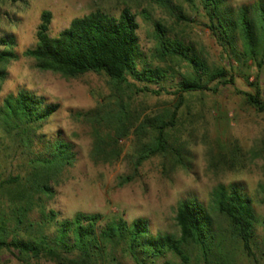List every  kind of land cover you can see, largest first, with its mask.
Masks as SVG:
<instances>
[{
	"label": "trees",
	"instance_id": "obj_1",
	"mask_svg": "<svg viewBox=\"0 0 264 264\" xmlns=\"http://www.w3.org/2000/svg\"><path fill=\"white\" fill-rule=\"evenodd\" d=\"M179 1L191 6L201 4L210 20L208 28L230 58L234 57L243 66L250 67L254 63L258 69L264 68V0L238 8L231 6L228 0ZM122 2L124 7L118 16L100 10L92 12L74 19L58 37L50 35L53 14L44 11L36 34L37 45L26 50L24 56L33 59L39 71L65 79L88 74L108 79L114 103L79 114L92 127L91 159L95 164L112 163L121 156V140L132 134L138 139L152 134L153 141L139 150L134 163V170L138 172L149 159L167 155V130L176 126L177 111L185 104L186 93H216L219 86L234 84L235 77L224 69L210 71L190 47L172 39L166 27L154 21L157 56L184 62L191 72L173 92L177 106L170 120L167 115L145 118L136 115L130 110L134 93H172L163 85L168 71L147 65L139 69L142 62L140 24L131 7L136 0ZM153 2L175 15L180 12L174 0ZM144 15L146 20L152 21L147 10ZM15 45L13 36H0V90L7 77L8 64L17 59ZM213 81L218 83L214 88L209 86ZM254 86L255 93H245V96L249 104L264 112L261 89L257 83ZM59 109V104L47 103L27 89L0 100V146L10 142L11 149L23 156L27 164L25 176L0 180V201L9 202L17 222V231L12 234L7 227L4 207L0 205L1 251L15 254L26 264L43 259L56 264H120L117 256L120 249L136 264H159L160 260H164L161 264H193V251L198 250L203 264H216V257L224 259L221 251L226 241L219 233L214 217L217 215L228 223L231 237L242 244L247 256L254 258L258 215L253 199L238 184L218 185L212 192L210 210L196 198L182 200L175 217L179 235L153 234L149 221L142 218L131 223L119 218L102 226L105 216L101 213L78 212L71 219L60 220L59 215L51 211L44 221L28 220L25 225L34 196L52 197L53 184L77 160L73 143L60 138L47 139L41 132ZM177 162L187 168L182 158H177ZM132 180L123 177L120 185ZM261 189L264 192V185ZM51 226L54 234H48ZM169 255L178 261L167 259Z\"/></svg>",
	"mask_w": 264,
	"mask_h": 264
},
{
	"label": "rangeland",
	"instance_id": "obj_2",
	"mask_svg": "<svg viewBox=\"0 0 264 264\" xmlns=\"http://www.w3.org/2000/svg\"><path fill=\"white\" fill-rule=\"evenodd\" d=\"M258 1L228 0L235 8ZM174 4L180 9L176 15L153 0H136L131 5L140 24L142 62L139 69L147 65L168 71L163 85L172 94L134 93L130 110L142 118L167 115L170 120L177 106L173 92L191 72L184 62L167 61L157 56L154 21L164 25L172 39L190 47L210 71L224 69L235 80L234 84L219 86L216 93H186L185 104L177 111L176 126L167 130V155L149 159L136 172L134 163L139 150L153 141L152 134L140 139L132 134L121 140V156L112 163L95 164L91 159L92 127L79 114L114 103L108 79L96 74L65 79L39 71L34 60L24 56L26 50L37 45L36 34L44 11L53 14L50 35L58 37L74 19L92 12L100 10L118 16L124 7L122 0H0V36H13L16 42L13 50L17 55L7 66L0 100L27 89L47 103L59 104V111L41 132L47 139L60 138L73 143L77 153L75 164L53 184L54 195L34 196L25 225L28 220L44 221L51 211L56 212L60 220L71 219L78 212L101 213L105 216L102 226L114 219L123 218L131 223L142 218L149 221L153 234L179 235L175 217L182 200L196 198L210 210L212 192L218 185L238 184L253 199L258 215L253 241L255 256H247L242 244L231 237L228 223L216 215L219 233L226 241L221 251L224 259L216 257L214 262L264 264V192L261 189L264 185V112L249 104L245 96V93H255L254 84L257 83L264 101V68L258 69L254 63L250 67L243 66L228 56L208 28L210 20L200 3L191 6L174 0ZM144 10L151 14L152 21L145 19ZM217 85V81L209 83L213 88ZM151 88L156 86L151 85ZM6 144L0 146V180L25 176V158L11 149L10 142ZM177 158H182L187 168L178 163ZM123 177L133 180L121 186ZM0 205L4 207L7 227L13 234L17 231V222L10 204L5 200L4 203L0 201ZM48 234H54V227L51 226ZM117 256L120 264H136L122 249ZM192 256L193 264H203L198 250H194ZM167 259L178 261L172 255ZM0 264L26 262L11 252L0 250ZM29 264L56 263L43 259L31 260Z\"/></svg>",
	"mask_w": 264,
	"mask_h": 264
}]
</instances>
